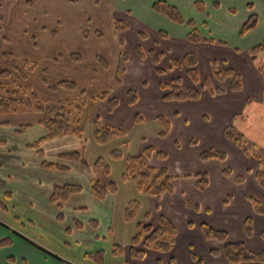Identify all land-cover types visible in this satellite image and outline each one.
<instances>
[{
  "label": "rangeland",
  "instance_id": "rangeland-1",
  "mask_svg": "<svg viewBox=\"0 0 264 264\" xmlns=\"http://www.w3.org/2000/svg\"><path fill=\"white\" fill-rule=\"evenodd\" d=\"M142 1L145 2L140 0ZM151 1L153 3L156 0ZM238 1L225 0L221 3L225 5L231 2L230 4L238 5ZM253 1L257 9L264 6V1ZM133 2L136 3L137 0H0V13L3 17L0 31V72L12 71L9 79L0 82L8 89L21 90L22 95L26 89L37 93L46 101L47 107L59 108L60 102L66 103L71 130L83 131L81 140L71 133L46 141L39 149L30 148L29 145H34L46 135L45 128L39 125L42 115L20 111L0 116V221L30 241L31 243L23 239L33 249V244L38 245L42 250L65 261L95 264L85 258L86 253L98 250L108 253V249L113 250V238L108 235L105 224L112 228L115 222L106 219L109 214H106L107 208L102 203L106 199L99 201L90 193V186L95 180H101L106 185L109 180L94 164L98 158L103 157L113 168V177H117L122 161L125 167L127 156L141 155L136 153L139 151V138L142 136L146 138V148L152 147L167 154V158L159 161L165 168L180 175L199 170L208 172L210 190L217 189L218 184L221 185L220 169L229 168L233 175L241 176H247L249 171L258 168L264 170V116L260 113L263 108L259 102L264 93L259 86H251L250 79L253 78L249 79L247 76L242 61L230 56L224 47H220V53L214 51L216 64L209 65L207 60L213 54H207L202 47H194L196 45L189 43L176 47L171 41L160 39L159 29L176 35L182 27L168 23L167 19H158L159 16L152 11V6L150 10L141 8L144 5L136 7L142 16L136 11L128 12L127 9ZM180 5L183 16L191 18L194 12L190 6ZM240 14L243 11L239 10L238 15ZM117 21L125 22L128 29L118 31L115 26ZM230 23L234 26L233 22ZM211 28L219 30L220 26ZM249 38L256 40L255 35ZM138 47L145 53L150 50L164 53L165 57L159 64L153 65L149 59L141 60L138 57ZM193 50L198 53L199 58L196 66L199 83L192 81L186 66L171 68V60H182L186 52ZM121 51L129 55L130 61L121 84H118L116 69ZM72 54H80L81 61L75 62L70 58ZM98 56L106 60L107 69L97 59ZM259 60L264 65V54L258 57L257 61ZM25 63L35 65V69L29 72L24 67ZM158 68L166 72L158 74ZM227 68H234L242 73L243 89L241 93L238 92V99L232 100L234 104L230 103L231 100H224L227 95H215V100L212 101L206 95L209 94L207 88L202 87L208 81L213 89L220 88L225 91L230 80H217L216 74ZM20 69L25 73L26 81L23 80ZM176 79H180V88L183 91L196 88L201 93L200 100L164 101L162 97L166 92L161 89V84H172ZM62 81L74 82L77 90H51L52 86ZM129 91L136 92L138 96L134 105L128 103ZM105 92L109 93V97L100 99ZM113 98L118 99L119 104L110 111L109 101ZM245 99H249L250 104L244 103ZM235 113L243 119L239 118L233 123L232 116ZM137 115L144 119L145 125L141 122L135 123ZM158 115H162L170 124L167 138L159 137L153 132L154 117ZM183 120L188 123L184 124ZM96 122L123 130L126 135L105 145H98L93 138ZM238 123H242L239 131L245 135L248 146H256L262 156L261 160L252 155L240 157L227 143L222 129L227 126L238 127ZM128 134L131 135L129 144ZM128 148L133 149L135 155L128 154ZM211 148L226 153V160L202 161L200 154ZM37 150H42L43 156L40 157ZM117 150L123 154L120 159L122 161L112 160L111 154L109 156L108 151ZM72 152L82 153V159L67 163L71 167L69 172L45 170L41 167L43 161L58 163L60 154ZM64 184L82 185L84 190L60 208L50 203V196L54 186ZM246 188V185L236 186L229 182L226 189L220 188L216 198L219 201L217 204L214 201L212 208L216 209L217 205L226 207L227 203L230 207H243L241 198ZM226 193H232V197L220 199ZM210 194L211 191L207 189L204 193L200 192L198 198H207ZM223 199L229 201L222 203ZM201 202L204 203L203 200ZM61 214L64 218L59 221ZM75 218L85 224L84 230L75 229ZM92 220H98V232L91 230L88 223ZM248 220L250 231L256 233V221L251 218ZM208 226L226 232L225 243L230 242L232 237H240L239 227L234 222L225 226L228 230L217 229L211 224ZM67 228H73L71 234L66 232ZM5 229L3 230L14 234ZM3 230H0V239H11L9 235H4ZM199 245L195 246L198 257L196 261L207 259V249ZM15 248L14 256L18 261L19 254L26 250L20 244H16ZM25 254L30 257L32 264L41 263L36 257ZM23 259H19L22 264H29V259ZM106 260L107 264L110 263L108 256ZM14 262L12 259L11 263Z\"/></svg>",
  "mask_w": 264,
  "mask_h": 264
},
{
  "label": "trees",
  "instance_id": "trees-1",
  "mask_svg": "<svg viewBox=\"0 0 264 264\" xmlns=\"http://www.w3.org/2000/svg\"><path fill=\"white\" fill-rule=\"evenodd\" d=\"M216 8H219V3H215ZM198 12L204 11V4L198 2L196 4ZM248 8L253 10V6L249 5ZM152 11L158 16H162L165 19L171 21L177 25H185L191 29L188 34L187 39L191 42H210L215 44L227 45V43L218 41L215 39H206L202 35V33L196 28L195 20H186L182 15L180 9L176 6L168 3L165 0H159L153 3ZM259 18L257 14L252 13L246 23L242 26L239 35L241 37L246 36L253 30H255L258 26ZM3 17L0 13V31L2 30ZM116 29L118 31H123L128 29V25L125 22L117 21L115 23ZM159 35L161 38H167L168 34L165 31L160 30ZM101 34V33H99ZM98 34V35H99ZM252 56V60L256 62L258 57L264 54V40L253 47L249 51ZM137 55L141 60L149 59L153 65L159 64L161 59L164 57V54L160 52H156L154 50H150L148 53H145L140 47L137 48ZM75 62H80L82 56L80 54H72L70 56ZM97 59L102 62L101 64L105 69L108 68V64L106 60L98 56ZM130 61L129 55L125 51H121L118 59L117 69H116V81L118 84H121L122 77L126 72L127 63ZM216 63H214L215 65ZM186 66L188 68V74L193 82L199 83V74L196 69L198 65V60L195 55L189 54L186 55L183 60H172L171 68ZM258 69L261 72L264 79V65L261 62H258ZM25 69L29 72L35 69V65H30L25 63ZM22 74V78L26 81V75L22 69L19 70ZM158 74H162L166 71L161 69L156 70ZM12 74L10 70H3L0 72V80L9 79ZM217 80H230V90L232 92H241L243 89L242 76L239 71L234 68H227L222 72L216 74ZM203 88H207L208 92L211 95H221L224 93L223 89H213L211 83L206 81L203 85ZM65 89L71 92L77 90V85L72 81H62L56 86H52L51 90L57 89ZM161 89L166 92L163 96L164 101H198L201 98V93L196 88H188L186 91L181 90L180 88V79H176L172 84H161ZM25 93L22 95L21 90L19 89H8L5 84L0 82V116L9 115L13 113H18L20 111L26 112H35L42 115L41 120L39 121V125L45 128L46 135L35 142L34 145H29L30 148L39 149L40 145L46 141H52L57 138L69 135L71 133L75 134L78 139L83 138V131L71 130V122L68 113L66 112L64 102L59 103V108L57 107H47V103L43 100L37 93L24 90ZM84 93V92H83ZM109 97V93L105 92L100 96V99H106ZM138 101V96L136 92L129 91L128 92V103L130 105L136 104ZM264 101V100H263ZM110 103V111L115 109L119 102L118 99L113 98L109 101ZM236 116V119H243ZM142 121L140 116L135 117V122L139 123ZM159 124L161 126L160 136L166 137L170 132V124L163 117H158ZM7 124V123H6ZM25 126V128H28ZM126 132L111 126H105L100 122H96L93 128V138L98 145H105L118 137L125 136ZM225 137L235 143L244 154L247 156L252 155L256 159L261 160L262 156L258 152L256 146L251 145L248 146V141L245 138V135L239 131V129L235 126H228L224 130ZM194 143V142H193ZM38 155L43 156L42 150H37ZM158 156L160 159L167 158V154L162 151H157L155 148L148 147L144 150L143 155L140 156H127L125 159V167L122 172V179L126 181L133 182L139 191L148 195L159 197L165 193H172L174 190V180L177 178L170 170L165 167H153L147 163V160L152 156ZM123 154L121 151H113L111 153L112 160H120L122 159ZM227 155L223 151H220L215 148H211L207 151H204L200 155V159L202 160H226ZM82 159V153L72 152V153H64L58 156V163H50L47 161H43L41 163V167L45 170L51 171H61V172H69L71 171V167L66 165L67 163H75ZM94 167L102 170L104 175L108 176L111 174V166L107 160L103 157L98 158L95 162ZM226 173H230L227 171ZM195 177L198 180V188L205 189L209 185V178L206 173L196 174ZM256 178L264 189V170H259L256 174ZM243 178H238V181H241ZM84 190L82 185L75 184H64V185H56L53 188V191L50 196V203L58 205L60 208L68 203L70 199L82 193ZM118 191V184L116 182H110L107 185L104 184L101 180H95L94 183L90 186L91 195L99 201L105 200L110 194L116 193ZM248 199L253 204L255 210L259 214L264 213V205L257 199L252 196H248ZM1 205V203H0ZM140 203L137 201H131L126 208L125 211V220L127 222L134 221L140 210ZM63 215L61 214L58 217V220H63ZM247 223V231H250V220L246 221ZM92 231L98 232L99 230V222L98 220H92L89 223ZM1 226L10 230L6 225L0 223ZM74 226L77 231H82L85 229V224L75 218ZM73 228H67L66 232L68 234L72 233ZM203 230L207 238L215 239L220 242L225 243L227 239V233L224 231H219L211 228L208 225H203ZM15 235L20 238L25 239L21 234L10 230ZM177 234V230L167 216H160L159 224L156 228H153L147 222L140 223L137 228V233L132 240V247L130 249V255L134 259H141L145 256L146 251L155 250L161 253L170 252L175 243V237ZM97 238L99 236L97 235ZM28 241V240H27ZM30 242V241H28ZM31 243V242H30ZM12 240L9 238L0 239V249L11 247ZM33 244V243H32ZM34 247H37L41 251L45 252L47 255L53 256L57 260H59L62 264H71L68 261L62 260L57 256L50 254L49 252L42 250L38 245L33 244ZM215 254L216 251H213ZM124 254V248L120 245H114L112 250V255L121 256ZM224 254L228 262L233 264L239 263H252V262H261L264 263V251L261 253H254L250 251L243 243L236 242L230 243L226 242L224 244ZM85 258L89 259L95 264H105L106 261V251L98 250L93 252H88L85 254ZM12 261V260H11ZM27 264V263H23ZM173 264V263H172Z\"/></svg>",
  "mask_w": 264,
  "mask_h": 264
},
{
  "label": "crops",
  "instance_id": "crops-1",
  "mask_svg": "<svg viewBox=\"0 0 264 264\" xmlns=\"http://www.w3.org/2000/svg\"><path fill=\"white\" fill-rule=\"evenodd\" d=\"M165 1L176 6L178 9H180V11L182 10L180 4L189 5L192 12H194L193 16L191 18H185V17L184 18L186 20H191V19L195 20L196 28L200 30L204 38L222 41L227 43V45L215 44L210 42H197V43L191 42L187 39L188 34L191 31L189 27L185 25L174 24L171 21L166 20L164 17L158 15L159 17L157 18L161 19V21L166 20L168 23H171L174 26L182 27L181 31H179L176 35H170V33H167L168 34L167 38L163 39L159 35L160 39L169 40L172 42L173 45H176V47H181L182 43L185 44L189 43V45L190 44L196 45L194 47H202V49L206 50L207 54L209 52L213 54L207 60L209 65H213L216 62L214 51L216 53H220L218 49L220 47H224V49L227 51L226 52L227 54L233 56L237 60L239 59L240 62L242 61V65L246 69L245 72L247 76H249V79L251 77L253 78V80L250 79L251 86L256 88L257 86H259V89L261 91L263 90L264 93V79L257 65L258 62H261V60L254 62L252 60V56L249 53V51L253 47L260 44L264 40V6L257 9L256 3L253 0H239L238 5L230 4L231 2L223 5V3L221 2L225 0H214L212 2L206 0H165ZM259 1H264V0H259ZM134 2L130 4V6L128 7L127 9L128 12H132V11L137 12L136 7H139L140 5H144L141 8L144 9L146 8L150 10V6H152L154 3V2L152 3L151 0L148 1L145 0V2L144 1L140 2V0H137L136 3ZM198 2L204 4L203 12H198L196 7V4ZM216 2L220 4V8H216L214 6ZM260 3L262 4V2ZM249 5L253 6V10H250L248 8ZM239 10L243 11V14L238 15ZM252 13L257 14L259 18L258 26L255 30H253L246 36L241 37L239 35V32ZM138 14L141 15L140 13ZM230 22H233L234 26H231ZM211 26L215 28L220 26V29L215 30L211 28ZM251 35L256 36L255 41L252 40L253 37L249 38L251 37ZM247 41H250V43L247 44ZM194 51L195 50L186 52L184 54V57L186 55L193 54L196 56L199 64V58L197 56L198 53ZM173 60H178V59H173ZM240 74L242 76L241 72ZM228 83H229L228 87L226 88L224 93L218 96L221 97L227 95L224 96L227 97L224 100H231L230 103L234 104L232 100L233 99L237 100L239 93L232 92L230 90V81H228ZM206 95L209 97V99H212V101L215 100L213 99L215 98V95H211L210 93ZM263 100H264V94L261 100L259 101L261 102L262 105L264 104ZM245 102L246 104H250L249 99H245L244 103ZM262 105L260 106L263 108V111L260 113H262V115L264 116V105L263 106ZM205 115L206 114H203V117H206ZM159 116L162 115H158L154 117L155 124L152 126V128L154 134L161 137L159 135L161 131V126L158 121ZM236 116H238L236 115V113L233 114L232 122L238 121V119H236ZM183 123L187 124L188 121L183 120ZM141 124L145 125L144 119H142ZM241 124L242 123L237 124L238 129H241L240 127ZM222 130H223V136L225 137L224 135L225 128H223ZM167 137L168 135L163 138H167ZM145 139L146 138L144 136L139 138V151L136 153V155H140V154L142 155L144 153V150L146 148ZM130 140H131V135L128 134V144ZM226 141L240 157H248L235 143L227 139ZM191 144L193 145V143ZM110 145L111 147H114L113 144ZM111 152L112 151H108L109 156ZM126 152H128V154L135 155L133 153V149L128 148ZM160 160L163 159H160L158 156L154 155L147 160V163L153 167H159V168L165 167L163 166V164L159 163ZM117 161H122V160H117ZM205 161H209V160H205ZM210 161L217 162L216 159ZM123 168H124V161H122L121 171L119 175H117V177H113L112 175L113 168H111L110 175L108 176L105 175L106 179L109 180L108 183L116 182L118 184V191L116 193L110 194L105 200L106 203L102 202L105 204L107 208L106 214L107 215L109 214L106 219L107 220L109 219L110 222H115V225L112 228L111 226L108 227L107 224L105 225L109 233L108 235L111 238H113V242H114L113 246L120 245L124 248V254L121 256L112 255V249L111 250L108 249V253L106 251V256H108L110 259L108 260L110 261V263L108 264H172V263L173 264H233L228 262L225 257L224 243L215 239L207 238L203 230V225H209V224L213 225L217 229L228 230L226 229L225 226H227L230 222H234L235 224H237L240 232V237L238 238L232 237L230 238V242L236 243L237 241H242L244 244H246L245 246L254 253H261L262 251H264V213L263 214L257 213L253 204L248 199V196H252L255 199L259 200L264 205V189L261 187V185L259 184L256 178V174L259 171V168L256 169L255 171L252 170L251 172L249 171L247 173V176L233 175L231 169L229 168L220 169L219 177H220L221 185L218 184L217 189L213 188L212 190H210V183L205 189L198 188V180L195 177V175L199 173H206L209 176L208 172H202L199 170V171L186 173L185 175H180V173H175L174 171L170 170L175 176H177V178L174 180V190L172 193H165L159 197L148 196L142 193L141 191H139L133 182L123 180L122 179ZM227 171H230V173L229 174L226 173ZM240 177L243 179L241 181H238V178ZM229 182H231L236 186L246 185L247 188L245 189L241 198L244 202L243 207H237V206L230 207V204L227 203L229 200L225 201L223 199L222 203L226 202L227 206L218 207L217 205L216 209H213L212 204L214 203V201L215 204H217V201H219L218 199H216L218 197V194L220 193L221 189H226V186L229 184ZM207 189L211 191L210 196H208L207 198H198V194L200 192L204 193ZM231 194L232 193H226L222 197H220V199L231 198L232 197ZM202 200L204 203L201 202ZM131 201L139 202L141 207L138 212L137 218L134 221L127 222L125 220V211L127 205ZM80 208H86V207H80ZM160 216H167L168 218H170L177 230L173 249L168 253H161L155 250L148 249L143 258L141 259L132 258L130 255V249L132 247V240L137 233L138 225L140 223L147 222L153 228H156L159 224ZM248 218H251L254 222L256 221L258 225V228L256 229V233L254 234L252 232L251 233L247 232L246 221L248 220ZM214 224H218V225L216 226ZM102 226L103 225H101V227ZM3 229H4L3 226L0 225V230L2 231ZM4 235L10 236V238L13 240L12 241L13 245L10 248L0 249V264H22V260H19L22 258H24L23 260L25 261L26 259H29V264H32V262L30 261V257L25 253H28L32 257H36L37 259H39V261H41V263L39 264H61L53 256L44 253L42 254L41 251H39L33 246L34 249H36L34 250L32 246H29V244L19 236H15L14 234L12 235L7 230L4 231ZM16 244H20L26 250L21 254H19L18 261L17 258H15L16 254L14 253L16 249L15 248ZM196 245H199L207 249V253H206L207 259H200L196 261V258H198L197 255L195 254ZM213 251H216V253L214 254ZM10 259L11 260L13 259L15 262L11 263ZM85 261L87 262L88 260L85 259ZM68 262H70L71 264H80V263H75L74 261H68ZM105 264H107V260ZM239 264H264V263L252 262V263H239Z\"/></svg>",
  "mask_w": 264,
  "mask_h": 264
}]
</instances>
